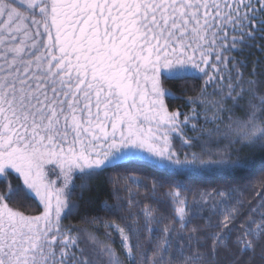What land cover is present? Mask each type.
Here are the masks:
<instances>
[{"label": "snow or ice", "instance_id": "6c2138e0", "mask_svg": "<svg viewBox=\"0 0 264 264\" xmlns=\"http://www.w3.org/2000/svg\"><path fill=\"white\" fill-rule=\"evenodd\" d=\"M162 76L203 81L189 114L169 110ZM256 153L264 0H0V264H264V192L247 204L230 185L205 193L217 220L201 229L207 201L188 208L180 182L239 175ZM129 161L176 178L152 180L153 192L167 187L175 226L150 205L132 211L131 197L121 223L91 218L103 239L62 226L79 207L76 178L82 196ZM37 197L42 213L26 215Z\"/></svg>", "mask_w": 264, "mask_h": 264}, {"label": "trees", "instance_id": "16d2710c", "mask_svg": "<svg viewBox=\"0 0 264 264\" xmlns=\"http://www.w3.org/2000/svg\"><path fill=\"white\" fill-rule=\"evenodd\" d=\"M259 56V53H257ZM249 58V71H251V60ZM163 86L171 93V97H165V104L170 111L179 110L182 113H188L192 106L186 101L191 97L195 98L199 95L203 81L195 77L186 79H166L161 77ZM172 97H179L174 99ZM177 141V146H179ZM254 166L239 175L220 176V175H200L186 176L180 179L184 188L183 191L187 196V206L192 208L199 204L201 200L207 201L205 207L201 210L199 216L193 219L192 226H198L201 229L207 227L209 218L212 223H215L217 216L210 214L208 205L213 202L207 200L205 193H211L214 189L232 186L238 189L236 197L238 201L245 204L252 200L253 203L259 201L260 197L256 193L264 192V157L256 153L253 155ZM131 176H136L144 179L146 186H137L130 181ZM163 181L166 185L175 183L176 178L162 173V170H157L152 167L147 161H129L121 162L119 166L104 170L98 175L87 180V188L83 190L81 196L80 184L83 182L80 178L75 179L77 185L72 193V202L79 207L73 211L71 215L63 218L61 224L65 228L85 229L87 232H93L99 229L97 233L103 238L104 227L99 223H91L92 217H98L109 222L121 223L119 217L127 214V201L129 198H134L137 201L136 207L132 211H138L144 205H150L156 216H164L165 224L172 227L175 226L174 220V205L169 201L166 195L167 187L152 191V180ZM255 198V199H253ZM217 198L216 203L219 204ZM105 203L113 206L115 214L105 210ZM123 206V207H117ZM223 208V205H220ZM26 215H38L42 212V206L37 199L24 202L21 208ZM85 217L89 222H85ZM222 218V217H220ZM82 240H86V233H80ZM115 235V234H114ZM118 243V240H117Z\"/></svg>", "mask_w": 264, "mask_h": 264}, {"label": "rangeland", "instance_id": "374dc122", "mask_svg": "<svg viewBox=\"0 0 264 264\" xmlns=\"http://www.w3.org/2000/svg\"><path fill=\"white\" fill-rule=\"evenodd\" d=\"M20 3V0H17V4H19ZM191 109V108H190ZM190 113V111L188 112V113H186V114H189ZM181 119H183V116H181ZM177 141L178 140H176V141H174L176 144H177ZM179 143V142H178ZM51 179H53V180H56V177L55 176H52V177H50ZM60 181H57V186H59L60 185ZM38 201H39V203L41 204V202H40V200H39V198L37 197L36 198ZM41 206H42V204H41ZM42 211H43V206H42ZM42 213V212H41ZM40 213V214H41ZM40 214H38V215H40ZM101 238V237H100ZM101 239H103V238H101Z\"/></svg>", "mask_w": 264, "mask_h": 264}]
</instances>
